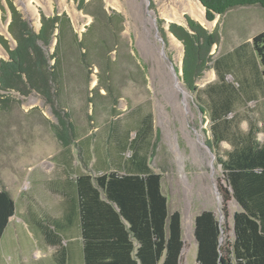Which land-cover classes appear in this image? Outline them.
I'll use <instances>...</instances> for the list:
<instances>
[{
	"label": "rangeland",
	"instance_id": "obj_1",
	"mask_svg": "<svg viewBox=\"0 0 264 264\" xmlns=\"http://www.w3.org/2000/svg\"><path fill=\"white\" fill-rule=\"evenodd\" d=\"M11 1L36 31L41 28L44 17L66 19L61 25L63 29L55 30L45 50L50 63H55L57 58L62 61L63 79L61 88L54 90L55 104L60 103L70 113L78 136L67 146L60 142L56 134L60 125L53 105L39 93L2 92L0 186H7L18 200L23 191L31 190L35 165L46 159L51 162L49 165L53 164L51 158L61 150H70L81 164L88 163L94 168H97L93 166L97 158V166L105 161L112 166L116 158L125 167L132 153H145L152 169L163 174V190L169 197L170 210L182 212L185 241L182 264H197L194 221L195 215L204 208L216 212L222 225L227 226L223 240L232 241L234 213L241 206L234 196L228 200L223 196L228 184L222 164L207 146L213 139L212 122L200 108L198 90L218 80L213 63L217 57L223 60L235 56L234 50L249 41L248 49L240 50L243 60H253L252 38L264 30V7L235 6L209 22L185 13L186 18L197 20L219 35V42L211 51L213 60L197 79L198 90L193 91L180 72L185 55L183 44L181 49L170 40L171 23L184 25L186 19L175 20L162 13L163 4L170 5L173 0ZM153 10L155 17L150 14ZM11 15L8 0H0V35L12 49L16 39L10 31ZM57 46L59 50L55 54ZM8 57L0 41V59ZM235 65L231 72L240 78L242 72ZM175 73L188 91L187 97L177 87ZM147 116L153 125L151 133L145 136L149 147L145 143L123 153L111 134L121 123L135 136ZM238 121L241 131L246 133L255 126L258 137H263L264 93L261 90L257 97L239 103ZM86 141L91 142L90 148ZM232 144L220 142L224 148ZM101 157L104 159L100 160ZM19 203H23L20 198Z\"/></svg>",
	"mask_w": 264,
	"mask_h": 264
},
{
	"label": "trees",
	"instance_id": "obj_2",
	"mask_svg": "<svg viewBox=\"0 0 264 264\" xmlns=\"http://www.w3.org/2000/svg\"><path fill=\"white\" fill-rule=\"evenodd\" d=\"M201 1L211 20L239 5L264 7V0ZM8 4L12 14L10 31L16 45L9 48L0 35L9 53L7 59H0V95L11 91L23 95L35 91L42 95L53 105L60 125L57 137L67 146L77 138L78 131L70 113L60 103L55 104L54 90L61 88L63 79L62 61L57 58L50 63L45 50L55 30L63 29L61 25L66 19L44 17L36 31L11 0ZM187 20L189 27L171 23L170 30L184 43L183 79L189 89L196 91L197 79L213 60L211 51L219 42V35L189 16ZM247 45L249 41L236 48L235 56L214 59L218 80L198 90L200 108L212 122L213 139L208 144L217 153L228 184L223 196L226 200L234 196L241 209L234 213V238L230 242L221 239L227 226L222 225L213 209L204 208L195 215L197 264H264V135L259 138L255 126L246 133L241 131L238 121L239 103L257 97L259 90L264 93V30L252 38L254 52L250 62L243 60L240 50ZM58 50L59 47L55 54ZM234 64L242 72L240 78L231 72ZM141 128L131 136V129L119 123L111 134L112 140L123 153L134 150L146 143L145 136L152 131L149 116L143 118ZM223 140L233 143L232 146L221 147ZM148 142L145 146L149 147ZM85 144L90 148V141ZM127 160L125 167L116 158L112 166L104 160L103 166L95 165L99 168L93 167L75 178L84 264H182V212L170 210L169 197L163 190V174L152 169L145 153L134 152ZM224 210L227 214L225 207ZM15 211L14 195L7 186H0V239Z\"/></svg>",
	"mask_w": 264,
	"mask_h": 264
},
{
	"label": "crops",
	"instance_id": "obj_3",
	"mask_svg": "<svg viewBox=\"0 0 264 264\" xmlns=\"http://www.w3.org/2000/svg\"><path fill=\"white\" fill-rule=\"evenodd\" d=\"M51 160L32 169L31 190L19 197L23 203L15 197V214L0 239V264H84L75 178L93 167L70 150Z\"/></svg>",
	"mask_w": 264,
	"mask_h": 264
},
{
	"label": "bare ground",
	"instance_id": "obj_4",
	"mask_svg": "<svg viewBox=\"0 0 264 264\" xmlns=\"http://www.w3.org/2000/svg\"><path fill=\"white\" fill-rule=\"evenodd\" d=\"M111 1L119 2V0H111ZM186 12H189L193 17L201 20L202 22L208 21L206 17V9L199 0H173L170 5L163 4L162 6V13L171 19L180 20V21L184 19L185 21L186 16L184 15ZM150 14L151 16L155 17L156 16L155 10L150 11ZM170 37H171L170 38L171 44L178 48L181 47L182 49L183 43L172 32H170ZM175 83L177 87L183 91L184 97H187L189 93L182 86L181 80L179 76L176 75V73H175Z\"/></svg>",
	"mask_w": 264,
	"mask_h": 264
},
{
	"label": "water",
	"instance_id": "obj_5",
	"mask_svg": "<svg viewBox=\"0 0 264 264\" xmlns=\"http://www.w3.org/2000/svg\"><path fill=\"white\" fill-rule=\"evenodd\" d=\"M201 3H202V1L201 0H199ZM202 5L205 7V5L202 3ZM205 9H206V7H205ZM217 15H220V14H217ZM206 17H207V20L208 21H213L214 19H209L208 18V16H207V12H206ZM185 19H186V22H185V24L184 25H186L187 27H189V23H188V20H187V18L185 17ZM171 31V30H170ZM172 32V31H171ZM173 33V32H172ZM174 34V33H173ZM175 35V34H174ZM176 36V35H175ZM177 37V36H176ZM178 38V37H177ZM179 39V38H178ZM180 40V39H179ZM181 42H182V40H180ZM183 43V42H182ZM183 47H184V52H185V46H184V43H183ZM183 68H181L180 67V72L181 73H183V70H182ZM184 80V79H183ZM207 146L209 147V149H210V151L213 153V156H216L217 157V153L215 152V151H213V148H212V146H210L209 144H207ZM219 191V190H218ZM221 239H223V234H222V236H221Z\"/></svg>",
	"mask_w": 264,
	"mask_h": 264
}]
</instances>
